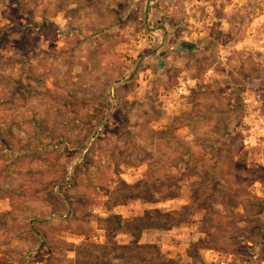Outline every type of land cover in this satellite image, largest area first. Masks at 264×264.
<instances>
[{"label":"rangeland","instance_id":"374dc122","mask_svg":"<svg viewBox=\"0 0 264 264\" xmlns=\"http://www.w3.org/2000/svg\"><path fill=\"white\" fill-rule=\"evenodd\" d=\"M153 1L0 0V264L264 261V0Z\"/></svg>","mask_w":264,"mask_h":264},{"label":"crops","instance_id":"0c3cea01","mask_svg":"<svg viewBox=\"0 0 264 264\" xmlns=\"http://www.w3.org/2000/svg\"><path fill=\"white\" fill-rule=\"evenodd\" d=\"M171 1H173V0H155V1H153V4H155L156 3V8H158V7H162V8H164L165 6H166V3H169V4H171ZM210 1L211 0H195V2H197V3H199V4H205V6H207L209 9H211L213 6H214V1H212L211 3H210ZM190 3V0H188V2H187V4H189ZM224 10H228V7H226V6H224V8H223ZM210 11V10H209ZM204 23H205V21H203V20H197L196 21V24L198 25V26H200V27H202V26H205L204 25ZM257 22L255 21V23H253V24H250L251 26V28L249 29V32L248 33H250L249 34V37H251V35H253L255 32H256V27H257ZM256 28V29H255ZM224 31V30H223ZM154 32H156L157 33V35L159 36V40H160V42L162 41V30L161 29H155V31ZM205 30H203V31H199L198 33L196 32H188L187 33V36H184V38H189V39H193V38H195V40H198V38H201V36H204L205 35ZM156 35V36H157ZM213 35H211V37H212ZM188 39V40H189ZM156 40V39H155ZM155 40L153 41V43L155 42ZM242 41H240V43H241ZM239 43V44H240ZM195 47H196V45H195ZM184 48V50H185V48L186 47H183ZM201 48V47H200ZM156 53H155V55H154V59L156 60V62L157 61H159V54H160V52H161V49H158L157 51H155ZM159 63H160V65H161V61H159ZM158 66L159 65H157V67L156 66H154V69H158ZM247 96V95H246ZM248 97H250L251 99H253L254 100V102H253V107H255V99H257L254 95L252 96H248ZM167 99V98H166ZM165 102V101H164ZM167 103H168V101L165 103V105L167 106ZM190 105H193V103L192 102H190ZM179 106H181V105H179ZM178 106V107H179ZM171 107H172V109L169 107L168 108V110L169 111H172L173 109H177L178 107L174 104V105H172L171 104ZM246 107H247V105H246ZM259 113L258 112H256L253 116H252V118H250V119H248V120H244V125L242 126V132L244 133V141H245V145H246V147H247V149H252L253 147H254V140H255V138L256 137H260V136H262V135H264V122L262 123V122H260L259 121ZM263 144H264V142H263ZM260 264H264V261L263 262H261Z\"/></svg>","mask_w":264,"mask_h":264},{"label":"trees","instance_id":"16d2710c","mask_svg":"<svg viewBox=\"0 0 264 264\" xmlns=\"http://www.w3.org/2000/svg\"><path fill=\"white\" fill-rule=\"evenodd\" d=\"M187 45H184V47H186ZM112 96V99H118V95H113L111 93V91H109ZM109 110V109H108ZM200 200V198H196L194 197L189 205H185L184 207L181 208L180 211L176 210V211H168V212H163L162 209H155L152 210L150 212H148L146 215L149 217V219L151 220V222L146 223L144 225V228H148V227H158V228H164V227H174L177 225H180L181 223L185 222L186 220H189V215L192 214L195 210H196V202H198ZM257 201H261L263 202V206L260 207V210H264V198L260 199V197H256ZM256 203V202H255ZM259 210V212H260ZM263 212V211H262ZM176 215V216H175ZM247 215L244 213L242 214L241 218L246 219ZM135 219H132L131 221H133ZM124 222H127L124 221ZM166 223V224H164ZM127 229H134L133 227H127ZM142 233V230L138 232V234L136 235V238L140 237V234ZM194 246H196L195 243H193ZM213 245V244H212ZM224 246V245H223ZM226 246V245H225ZM211 248V245H210ZM219 248V247H218ZM220 249V248H219ZM226 250V248H225ZM231 251V250H230ZM232 251H237V249H233ZM194 256V255H192ZM200 256V254L198 253V257ZM193 259L195 260L196 263H198L200 260L198 258L197 260V256H194ZM253 264V261H246V264ZM2 264H12L10 261H4Z\"/></svg>","mask_w":264,"mask_h":264},{"label":"built area","instance_id":"2783aa9c","mask_svg":"<svg viewBox=\"0 0 264 264\" xmlns=\"http://www.w3.org/2000/svg\"><path fill=\"white\" fill-rule=\"evenodd\" d=\"M156 34H157L156 32L153 33V35H155V36H156ZM227 59H228L227 57H223V61L226 62ZM180 92L182 93L181 89H180ZM243 101H244L245 105H247V109H246V113H245V120H248V119L252 118V116L256 112H258L257 109L259 108L260 103H259V101L257 99H255L256 103H255V107H253L254 100L251 99L250 97H248V95L246 97H244ZM258 119H259L260 122L263 123L264 122V113L263 114L262 113L259 114V118Z\"/></svg>","mask_w":264,"mask_h":264}]
</instances>
